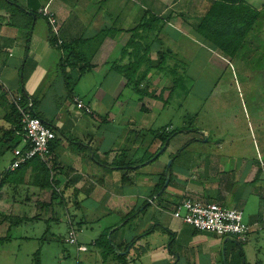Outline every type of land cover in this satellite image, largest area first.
Listing matches in <instances>:
<instances>
[{"label":"crops","instance_id":"crops-1","mask_svg":"<svg viewBox=\"0 0 264 264\" xmlns=\"http://www.w3.org/2000/svg\"><path fill=\"white\" fill-rule=\"evenodd\" d=\"M126 1L0 0V155L17 141L11 134L16 96L55 131L48 164L36 158L0 175V232L6 233L0 242L21 224L44 223L47 232L50 224H63L78 231L73 264H264V177L256 155L191 154L175 135L153 159L164 146L158 136L174 130L169 122L156 126L168 102L162 104V89L152 92L153 74L180 78L185 43H209L195 26L216 0ZM242 1L257 14L245 44L261 11L253 0ZM44 11L56 20L54 29ZM154 17L166 20L149 42L137 27ZM169 28L186 39L178 52L169 46L175 43ZM140 42L150 43L144 59L136 51ZM208 50L211 58L231 59ZM124 91L138 102L127 103ZM184 198L243 215L247 209V224L260 230L243 244L197 231L173 218ZM13 204L21 218L16 226L6 217ZM35 256L41 264V250Z\"/></svg>","mask_w":264,"mask_h":264},{"label":"rangeland","instance_id":"rangeland-1","mask_svg":"<svg viewBox=\"0 0 264 264\" xmlns=\"http://www.w3.org/2000/svg\"><path fill=\"white\" fill-rule=\"evenodd\" d=\"M126 2L123 0V3ZM253 3L261 11L260 19L253 30L257 29L255 33H250L249 36L254 33L252 40L244 44L235 58L223 59L220 54H214L211 58L212 52L207 51V47L215 48L209 43L189 41L185 44L190 47L185 48L183 56L179 55L180 61L186 65H180L181 68L177 70L180 72L178 76L183 77L181 85L174 88L173 81L177 77L165 80L154 72L153 79L158 86L152 92L162 89V104L168 102L158 121L160 123L163 120L164 123H157L156 126L160 127L169 122L174 130H182L176 135L180 141L183 140L185 146H189V153L208 155L230 152L256 155L264 177V0H253ZM205 14L206 12H201V19ZM159 20V25L164 26L166 17H160ZM168 30L175 42L169 43V46L173 44L178 52L183 44L179 41L186 39L172 28ZM157 31L150 32L145 29L141 32L143 36L148 33L145 36L150 42L153 38L156 40ZM105 34L99 32V36ZM133 42L131 40L129 43ZM140 44L141 46H136V51L143 57L146 46H150V43ZM172 61L170 58L169 66L176 64ZM133 95L124 91L122 98L127 103H137L138 98ZM199 138L202 142H197ZM11 156L7 151L0 155V175L7 171ZM243 222H248L247 209ZM49 228L47 232L44 223H33L21 224L11 229L8 240L0 242V264H35V254L39 250L41 264H73L72 249L75 246L66 243V227L63 224L59 227L50 224ZM76 232L78 233L77 230ZM1 234L3 232H0V236H6L5 232ZM66 250L71 257L64 254Z\"/></svg>","mask_w":264,"mask_h":264},{"label":"built area","instance_id":"built-area-1","mask_svg":"<svg viewBox=\"0 0 264 264\" xmlns=\"http://www.w3.org/2000/svg\"><path fill=\"white\" fill-rule=\"evenodd\" d=\"M41 14L47 18L51 28L54 29L57 22L53 15L46 11ZM12 103L19 116L20 129L15 130V135L20 138V144L23 145L19 144L11 150L12 158L7 171L14 172L36 158L48 164L51 158L49 144L55 139L54 130L33 115L27 105H23L21 97H14ZM77 107L83 108V105L78 102ZM172 215L173 218L192 226L197 231L232 238L238 244L245 243L254 228L260 230L257 223L250 225L243 222L241 210L226 208L219 203H205L190 198L182 199ZM66 243L70 246L77 244L76 229L69 228Z\"/></svg>","mask_w":264,"mask_h":264},{"label":"trees","instance_id":"trees-1","mask_svg":"<svg viewBox=\"0 0 264 264\" xmlns=\"http://www.w3.org/2000/svg\"><path fill=\"white\" fill-rule=\"evenodd\" d=\"M256 15L257 14L255 13V11L242 0H216L214 3L210 4L208 10L206 11L205 16L202 19H200L199 23H197L195 28L197 30V33L201 35L205 40H207L213 47L221 51L223 55L233 59L237 56V54L244 46V40L248 35V33L251 31L253 24L255 23V19L257 18ZM153 19H154L153 24L146 23V21H143L141 24H139L137 28L143 32L145 29H147L150 32L158 30L156 32V36H157L161 32L163 26L159 25V23L161 22L159 19L155 17ZM155 23H158L157 24L158 26L155 25ZM155 26H157V28H155ZM145 51L146 52L144 54L143 59L147 57V55H149L150 46H148L145 49ZM182 80L183 77L177 78V80L174 79L173 81L174 88L179 87V85H181ZM134 84H136L135 85L136 88H139L140 81L138 82L135 81ZM138 91H140V88ZM172 91H174V89H172ZM21 99L23 105L28 104L25 98L21 97ZM29 111L32 114H34L30 109ZM12 114H14L15 116L16 127L15 129H13L11 134L12 136L17 138V141H19V137L15 135V130L20 129L19 116L14 108V105L12 107ZM183 131L186 130L183 129ZM179 132H182V130H172L167 134L165 133L161 134L160 136H158V138L161 140L162 145H165L172 137H174ZM17 141L12 145L13 146L12 149L20 144V141L19 142ZM0 148L3 147L1 146ZM152 157H150V159ZM19 169H17L16 171H18ZM16 171L14 172L6 171L5 172L6 174L4 175L6 176L10 173H15ZM4 180L5 179H2L1 183ZM164 181L165 179H162L161 186L163 185ZM209 203H213V202H209ZM6 208H7L6 217L12 221L10 225L11 226L18 225L21 221V218H19L18 216H16V214L13 213L16 208L14 207V204ZM36 259L37 257L35 256V264H39V262Z\"/></svg>","mask_w":264,"mask_h":264},{"label":"water","instance_id":"water-1","mask_svg":"<svg viewBox=\"0 0 264 264\" xmlns=\"http://www.w3.org/2000/svg\"><path fill=\"white\" fill-rule=\"evenodd\" d=\"M165 149H166V145H164V146H163V147L157 152V154L154 156L153 159L157 158L161 153H163V152L165 151ZM170 164H171V160H169V162H168V164H167V167H169ZM168 181H169V178L166 177V179H165V183H164V186H165V187L167 186Z\"/></svg>","mask_w":264,"mask_h":264}]
</instances>
